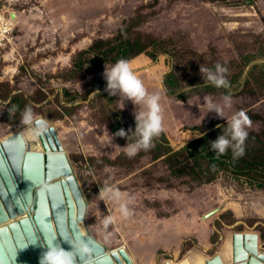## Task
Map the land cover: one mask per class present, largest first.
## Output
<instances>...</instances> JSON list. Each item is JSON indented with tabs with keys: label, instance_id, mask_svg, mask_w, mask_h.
Instances as JSON below:
<instances>
[{
	"label": "rangeland",
	"instance_id": "rangeland-1",
	"mask_svg": "<svg viewBox=\"0 0 264 264\" xmlns=\"http://www.w3.org/2000/svg\"><path fill=\"white\" fill-rule=\"evenodd\" d=\"M0 13L16 17L14 40L0 44V141L25 128L19 121L26 106L56 129L88 204L85 230L110 251L125 247L133 264H179L193 252L212 259L237 233L257 234L264 253V188L229 173L205 184L174 177L150 150L129 157L108 123L134 131L136 106L123 107L105 91L103 73L112 64L96 69V54L80 55L119 36L167 43L157 60L130 61L161 97L164 130L153 141L166 134L180 149L185 134L227 125L239 110L251 119L247 132L261 133L264 0H0ZM217 63L228 69L227 89L200 74V65ZM172 72L179 90L165 85ZM14 95L21 99L14 103ZM223 95L232 97L225 119L203 102L208 96L221 103ZM105 185L127 194L129 217L98 197ZM107 215L115 219L104 228Z\"/></svg>",
	"mask_w": 264,
	"mask_h": 264
},
{
	"label": "water",
	"instance_id": "water-1",
	"mask_svg": "<svg viewBox=\"0 0 264 264\" xmlns=\"http://www.w3.org/2000/svg\"><path fill=\"white\" fill-rule=\"evenodd\" d=\"M87 212L70 157L49 122L38 136L23 129L0 142V229H6L0 231V264H39L52 239L65 250L87 247L76 264H114L115 251L124 264H133L125 247L110 251L84 229ZM259 244L257 234H234L230 262L219 253L206 264H264ZM179 264L192 262L189 257Z\"/></svg>",
	"mask_w": 264,
	"mask_h": 264
},
{
	"label": "clouds",
	"instance_id": "clouds-1",
	"mask_svg": "<svg viewBox=\"0 0 264 264\" xmlns=\"http://www.w3.org/2000/svg\"><path fill=\"white\" fill-rule=\"evenodd\" d=\"M0 24L7 26V22L0 21ZM228 69L217 63L213 68L200 65V74L215 88L227 89L230 82L226 78ZM103 78L106 81L105 91L109 96H119V102L124 107L125 101H131L136 106L133 115L136 122L135 130L120 129L114 135L125 138L127 144L122 149L129 157L135 156L139 151H147L153 146L154 138L158 137L164 130V109L161 104V97L158 93H150L144 82L133 71L131 62L126 59H119L111 67H105ZM203 102L209 112H214L217 117L225 119V109L232 107L231 95H223L221 103H215L205 96ZM137 106H143L138 108ZM21 125L25 131H30L33 136H38L48 130V121L37 117L30 106H26L21 114ZM251 119L244 110L235 112L230 121H227V130L218 136L215 141H209L208 148L217 156L225 154L229 148L233 149L234 156L243 154V145L247 139V128L251 127ZM219 128L220 125H217ZM132 137L136 139L129 143ZM114 138V137H112ZM199 138V137H198ZM101 200H107L118 204L122 217H129L131 212L127 206L128 196L111 185H105L99 189ZM112 215L103 217V226L107 228L114 222ZM6 231V229H0ZM37 243V242H36ZM35 243V244H36ZM88 252L86 246L71 244V250H65L55 239L46 241V251L39 258V264H76L77 256H83Z\"/></svg>",
	"mask_w": 264,
	"mask_h": 264
},
{
	"label": "trees",
	"instance_id": "trees-1",
	"mask_svg": "<svg viewBox=\"0 0 264 264\" xmlns=\"http://www.w3.org/2000/svg\"><path fill=\"white\" fill-rule=\"evenodd\" d=\"M166 47L165 41L146 42L140 37L127 39L125 36H119L109 42L96 41L90 47V51L80 53V55L96 54L98 58L96 69H102L106 65L115 64L119 59L131 61L141 55L157 60L161 52L163 54L167 52ZM80 66V62L76 59L74 69L79 70ZM165 85L171 90H179L180 82L175 73L172 72L167 76ZM20 99L21 96L18 95L12 97L14 103ZM133 125L135 130L136 122ZM108 126L113 134L123 129L120 121L117 123L109 121ZM226 127L227 125H220L219 128L214 126L209 131L198 135L195 131L185 134L182 140L186 142L180 149H175L168 135L164 134L162 141L155 139L150 149L141 151L149 154L150 150L155 158H163L174 177H186L198 184H205L216 181L222 173H229L238 178H247L254 185L264 188V130L261 133H248L242 155L234 156L233 149L229 148L225 154L217 156L209 150L208 143L222 135L223 131L227 130ZM116 138L123 144L127 143L125 138ZM135 139L136 137H132L129 142Z\"/></svg>",
	"mask_w": 264,
	"mask_h": 264
},
{
	"label": "bare ground",
	"instance_id": "bare-ground-1",
	"mask_svg": "<svg viewBox=\"0 0 264 264\" xmlns=\"http://www.w3.org/2000/svg\"><path fill=\"white\" fill-rule=\"evenodd\" d=\"M13 15H16V14H13ZM23 129H25V128H23ZM23 129H21V130H23ZM8 137H6L5 139H7ZM5 139H3L1 141H4ZM231 249H232V237H230V239L226 243V246L222 247L220 249V251H219L226 263L230 262L231 255H232V250ZM115 252H116V254H114L115 258L113 256V254H111L113 259L115 260L114 264H124V261L121 258V256H119L117 251H115ZM189 257H190V261L192 262V264H206V262L209 260L205 255H201L199 253L196 254L195 252H193L192 254L187 256L186 258H189ZM247 264H259V262H257L256 260H251V261L247 262Z\"/></svg>",
	"mask_w": 264,
	"mask_h": 264
},
{
	"label": "built area",
	"instance_id": "built-area-1",
	"mask_svg": "<svg viewBox=\"0 0 264 264\" xmlns=\"http://www.w3.org/2000/svg\"><path fill=\"white\" fill-rule=\"evenodd\" d=\"M16 21V17L14 16V19H8L7 17H4L2 13H0V21L7 22V26H3L0 24V44L3 45L4 42H12L14 40V35H12V31L14 30V24Z\"/></svg>",
	"mask_w": 264,
	"mask_h": 264
}]
</instances>
